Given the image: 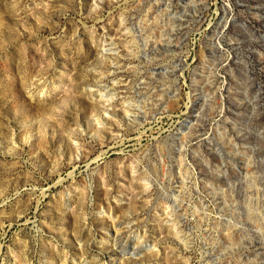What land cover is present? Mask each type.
<instances>
[{"label": "rangeland", "instance_id": "1", "mask_svg": "<svg viewBox=\"0 0 264 264\" xmlns=\"http://www.w3.org/2000/svg\"><path fill=\"white\" fill-rule=\"evenodd\" d=\"M0 264H264V0H0Z\"/></svg>", "mask_w": 264, "mask_h": 264}, {"label": "bare ground", "instance_id": "2", "mask_svg": "<svg viewBox=\"0 0 264 264\" xmlns=\"http://www.w3.org/2000/svg\"><path fill=\"white\" fill-rule=\"evenodd\" d=\"M115 227V232L113 233V237L114 241L117 242L119 240V238L125 233V231L123 230V227H121L120 224L115 223L114 225ZM114 242V243H115Z\"/></svg>", "mask_w": 264, "mask_h": 264}]
</instances>
